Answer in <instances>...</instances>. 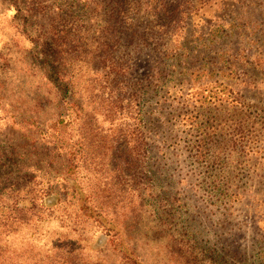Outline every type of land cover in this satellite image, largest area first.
Returning <instances> with one entry per match:
<instances>
[{
    "label": "trees",
    "instance_id": "trees-1",
    "mask_svg": "<svg viewBox=\"0 0 264 264\" xmlns=\"http://www.w3.org/2000/svg\"><path fill=\"white\" fill-rule=\"evenodd\" d=\"M1 1L12 12L10 39L18 47L19 72L11 81L15 110L27 120L15 121L0 142V264H104L110 252L120 264H159L147 257L148 249L156 256V246L138 215L148 187L141 103L151 81L133 76V62L144 46L164 65L181 55L177 51L185 49L183 27L192 1ZM243 19L249 23L230 29L244 43L264 35L259 30H264V18ZM90 44H96L100 69L88 91L98 96L85 100L105 104L107 138L97 135L100 127L86 112L78 67L64 66L72 47L79 45L83 53ZM45 95L59 108L52 119L44 116ZM103 147L109 154L106 166ZM49 222L57 229L49 231ZM172 249L166 245L167 253ZM258 257L264 264V250ZM208 263L231 264L215 252Z\"/></svg>",
    "mask_w": 264,
    "mask_h": 264
},
{
    "label": "rangeland",
    "instance_id": "rangeland-1",
    "mask_svg": "<svg viewBox=\"0 0 264 264\" xmlns=\"http://www.w3.org/2000/svg\"><path fill=\"white\" fill-rule=\"evenodd\" d=\"M190 1L181 42L185 49L177 51L181 55L164 65L156 62L158 55L150 46H144L133 62V76L151 81L141 103L148 187L138 212L142 230L146 228L156 246V256L148 249L147 257L159 264H209L215 252L231 264H262L258 254L264 250V49L257 45L264 48V35L247 37L244 43L230 28L248 24L245 15L264 18V0ZM10 14L0 0V142L15 121L27 120L15 110L11 81L19 72L18 47L10 39ZM95 45H84L83 53L79 45L72 47L64 66L78 67L77 85L86 112L100 127L97 135L107 138L111 129L104 118L105 104L88 105L85 100L98 96L88 91L100 69ZM3 83L7 88L2 89ZM45 97L44 116L52 119L59 108ZM102 149L106 166L109 154ZM138 181L142 180L135 178L137 186H143ZM47 226L49 231L57 229L51 222ZM167 244L174 246L173 253H167ZM112 254L107 253L104 264L121 263Z\"/></svg>",
    "mask_w": 264,
    "mask_h": 264
}]
</instances>
